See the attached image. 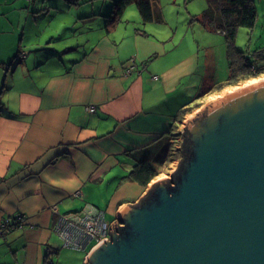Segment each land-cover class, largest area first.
<instances>
[{"label": "crops", "instance_id": "0c3cea01", "mask_svg": "<svg viewBox=\"0 0 264 264\" xmlns=\"http://www.w3.org/2000/svg\"><path fill=\"white\" fill-rule=\"evenodd\" d=\"M6 1L0 0V5ZM35 3L28 0L21 8L26 7L29 15L36 13L41 7ZM90 5L80 18L109 13V3L103 10H95L93 2ZM5 11L0 7V15ZM81 21L85 30L67 64L48 67L40 60L32 62L23 52L8 84L4 77L9 69L4 70L0 264L84 262L87 252L79 260V250L62 245L53 229L57 215L91 203L112 222L122 203L137 202L153 178L167 175L174 160L171 132L217 92L208 91L206 85L223 80L221 75L207 74L211 57L198 41L206 30L201 24L189 20L178 34L172 27L161 28L163 20L146 22L142 30L121 26L120 21L108 32L102 20ZM24 31L25 27L20 40ZM14 41L0 49L3 63L20 47ZM133 61L134 69L124 74ZM88 105L95 110L88 111ZM141 159H149L160 170L145 186L131 175ZM18 213L23 214L22 222L13 226Z\"/></svg>", "mask_w": 264, "mask_h": 264}, {"label": "water", "instance_id": "95a60500", "mask_svg": "<svg viewBox=\"0 0 264 264\" xmlns=\"http://www.w3.org/2000/svg\"><path fill=\"white\" fill-rule=\"evenodd\" d=\"M181 158L83 264H264V78L227 92L184 124Z\"/></svg>", "mask_w": 264, "mask_h": 264}, {"label": "rangeland", "instance_id": "374dc122", "mask_svg": "<svg viewBox=\"0 0 264 264\" xmlns=\"http://www.w3.org/2000/svg\"><path fill=\"white\" fill-rule=\"evenodd\" d=\"M74 1V0H73ZM113 0H78L77 3H70L67 0H50L42 1L36 0L35 5L41 7L36 13L30 12V15L22 6L28 5V0H7L5 5V14L0 15V49L14 41L15 45L20 43V47H15L14 51L7 56L4 61H0V68L2 70L0 76V89L2 86V79L4 76L5 68L9 69L7 75L5 74L4 82L10 83L12 80L11 70L21 63L23 58V52L27 53L29 59L34 63L46 62L48 67H59V64L69 62V60L76 55L75 45L77 44V38L82 37L85 28L81 25V20H104V17L96 16L92 18H80V13L89 12L93 2L95 10L98 8L105 9L107 3L112 4ZM152 3L153 11H158L160 16L153 20H163L159 23L163 29H177L178 34L183 33L189 20H194L193 16L200 13L207 5L206 0H150ZM68 2V3H67ZM256 7V19L254 25L251 28L240 26L237 28L235 36V46L238 49L244 50L248 56L252 57L253 52L256 50L264 49V0H253ZM48 3V4H47ZM52 3H57L53 5ZM104 3V6L103 4ZM22 5V6H21ZM45 5V7H43ZM110 8V7H109ZM74 20H79L73 25ZM121 26L129 25L130 27L144 28L145 23L141 22L140 15L138 13L135 1L128 4L121 16ZM96 21V23H99ZM194 24L200 25L197 21H192ZM25 27L24 36H21L22 28ZM87 34V33H86ZM202 38H199L202 47L205 45L210 58V65L207 67V74L209 76L219 77L220 75L224 79L227 71L226 61V46L224 36L219 31H213L206 29ZM30 35L28 40L27 36ZM38 39V40H37ZM79 39V40H80ZM197 42V40H196ZM32 46L31 51L29 46ZM38 49V50H34ZM82 50V48L80 49ZM9 61H12L10 64ZM15 75L19 73V70L15 68ZM216 78V77H215ZM264 78V74L255 78H251L242 81L233 86H226L222 90L209 96L203 100L201 108L210 104L212 101L222 97L227 92L237 89L249 82L257 81ZM2 101V100H1ZM197 110V111H198ZM195 112L190 115L194 116ZM178 156L180 154H177ZM163 177V174L153 178V182ZM109 221V218H107ZM94 240L90 242L86 249L79 250L80 255L83 256L90 249V245ZM85 257V256H84ZM83 264V260L81 262Z\"/></svg>", "mask_w": 264, "mask_h": 264}, {"label": "trees", "instance_id": "16d2710c", "mask_svg": "<svg viewBox=\"0 0 264 264\" xmlns=\"http://www.w3.org/2000/svg\"><path fill=\"white\" fill-rule=\"evenodd\" d=\"M67 1L77 3L75 0ZM133 1L136 3L142 23L161 21L153 20L160 14L158 11H153L150 0H113L109 13L103 20V29L106 32L115 28L121 21L125 7ZM206 2V7L190 21H197L206 29L223 34L227 61L226 77L221 81L208 83L207 90L220 91L226 86L236 85L264 73V49L254 51L253 56L250 57L244 50L235 46L237 28L240 26L251 28L254 25L257 12L253 0H206ZM137 29L142 30L139 27ZM159 172L160 170L154 167L149 159H141L135 162L131 175L145 186Z\"/></svg>", "mask_w": 264, "mask_h": 264}, {"label": "built area", "instance_id": "2783aa9c", "mask_svg": "<svg viewBox=\"0 0 264 264\" xmlns=\"http://www.w3.org/2000/svg\"><path fill=\"white\" fill-rule=\"evenodd\" d=\"M134 67V61L130 62L124 68V74H129ZM263 74L264 73L261 75ZM86 108L88 111L95 110V106L93 105H88ZM187 119L188 118H184L171 132L169 141L171 144V150L174 154V160L168 168L167 177H170V173L175 169L181 158L180 143L183 139L181 132ZM177 154L180 155L178 156ZM53 210L56 211L55 209ZM15 219L16 221L13 223V226L20 225L23 219V214H16ZM2 225L6 227L8 225L7 220H5ZM109 225L110 222L106 219L105 211L103 209L98 208L91 203H84L79 209L59 213L53 229L59 236L63 246L83 250L89 246L91 241L94 240L93 244L90 245V248L107 238ZM0 232H3V230Z\"/></svg>", "mask_w": 264, "mask_h": 264}, {"label": "bare ground", "instance_id": "6f19581e", "mask_svg": "<svg viewBox=\"0 0 264 264\" xmlns=\"http://www.w3.org/2000/svg\"><path fill=\"white\" fill-rule=\"evenodd\" d=\"M253 82H256V81H252V82H249V83H253ZM249 83H247V84H249Z\"/></svg>", "mask_w": 264, "mask_h": 264}]
</instances>
